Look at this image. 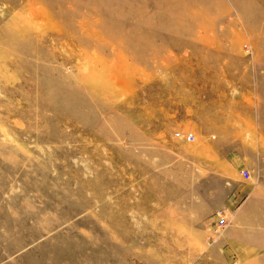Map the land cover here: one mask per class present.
<instances>
[{"label": "rangeland", "instance_id": "374dc122", "mask_svg": "<svg viewBox=\"0 0 264 264\" xmlns=\"http://www.w3.org/2000/svg\"><path fill=\"white\" fill-rule=\"evenodd\" d=\"M0 264H264V0H0Z\"/></svg>", "mask_w": 264, "mask_h": 264}, {"label": "built area", "instance_id": "2783aa9c", "mask_svg": "<svg viewBox=\"0 0 264 264\" xmlns=\"http://www.w3.org/2000/svg\"><path fill=\"white\" fill-rule=\"evenodd\" d=\"M177 135L184 138L187 141L193 140V135L191 133H181L177 132ZM240 176L243 179L249 178V171L247 169L240 170ZM227 210L219 211L217 213V219L214 223L213 231L218 232V230L226 225L227 222Z\"/></svg>", "mask_w": 264, "mask_h": 264}]
</instances>
